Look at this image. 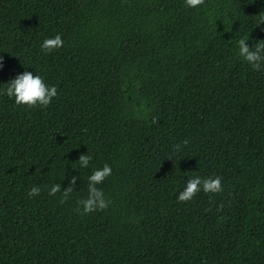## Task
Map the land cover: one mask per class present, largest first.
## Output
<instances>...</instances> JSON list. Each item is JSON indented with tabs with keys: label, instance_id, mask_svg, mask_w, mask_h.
Masks as SVG:
<instances>
[{
	"label": "trees",
	"instance_id": "trees-1",
	"mask_svg": "<svg viewBox=\"0 0 264 264\" xmlns=\"http://www.w3.org/2000/svg\"><path fill=\"white\" fill-rule=\"evenodd\" d=\"M262 18L264 0H0V264H264V63L237 47ZM25 71L50 105L4 92ZM105 163L109 207L84 214ZM195 176L223 190L178 201Z\"/></svg>",
	"mask_w": 264,
	"mask_h": 264
},
{
	"label": "clouds",
	"instance_id": "clouds-1",
	"mask_svg": "<svg viewBox=\"0 0 264 264\" xmlns=\"http://www.w3.org/2000/svg\"><path fill=\"white\" fill-rule=\"evenodd\" d=\"M205 0H185V5L191 8H198ZM264 24V18H262L258 25ZM249 38H240L237 41V47L239 49V56L247 61L254 70H260L262 63H264V40L256 43L253 47H249L247 40ZM63 39L60 34H56L53 38H46L41 48L45 52H51L54 49L63 47ZM0 67H2V58H0ZM4 92L10 97L14 98L17 105H27L28 107H35L40 105L47 107L51 104L52 99L58 95L57 88L55 86L49 87L46 85L44 79L39 75H33L30 71H25L19 74L17 77L7 83V87ZM155 123V120L153 121ZM187 140L184 141L186 145ZM175 150L180 151V145L175 146ZM91 157L89 155H81L78 159L81 167H87L90 163ZM112 174V167L105 163L100 169H96L88 177L87 190L88 196L85 199L78 201V204L82 206L83 213L88 214L96 210H105L109 207L110 201L105 198L103 191L97 187L102 184L104 180ZM76 177L71 178V186L63 191L64 199L61 203H64L69 194L72 191L73 186L76 184ZM203 190L205 193H219L223 190L222 178L219 176L208 177L202 179L200 176H195L187 181L186 187L180 191L177 199L180 202H186L195 197L197 193ZM58 192H61V185L55 184L51 186L49 190L50 196H55ZM40 193L39 187H32L28 192V195L35 196ZM79 210V209H78Z\"/></svg>",
	"mask_w": 264,
	"mask_h": 264
}]
</instances>
